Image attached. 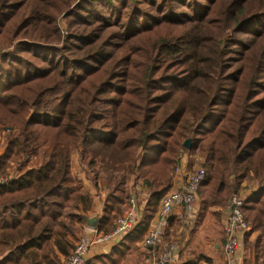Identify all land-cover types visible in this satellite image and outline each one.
I'll use <instances>...</instances> for the list:
<instances>
[{"label": "trees", "instance_id": "trees-1", "mask_svg": "<svg viewBox=\"0 0 264 264\" xmlns=\"http://www.w3.org/2000/svg\"><path fill=\"white\" fill-rule=\"evenodd\" d=\"M0 126V176L17 173L0 184V264L65 263L92 207L73 156L103 184L99 232L122 213L125 181L143 180L133 229L85 262L131 264L187 153L206 173L205 238L220 245L212 209L242 196L256 233L245 264L263 260L264 0H0ZM201 261L213 263L179 264Z\"/></svg>", "mask_w": 264, "mask_h": 264}, {"label": "built area", "instance_id": "built-area-1", "mask_svg": "<svg viewBox=\"0 0 264 264\" xmlns=\"http://www.w3.org/2000/svg\"><path fill=\"white\" fill-rule=\"evenodd\" d=\"M0 128L4 136L10 132L2 126ZM189 158H192V155L183 154L173 166L172 187L160 200L151 225L139 242L141 249L153 253L151 264H173L174 258L170 250L155 252L156 246L163 238L171 215L176 210H180L188 224L195 220L197 192L206 173L203 168L195 172L191 171ZM16 175L14 164H11V169L7 175L0 176V184L8 182ZM123 187L127 194L125 209L116 216L113 229L108 233H102L98 231L97 226L92 227L85 223L64 264H85L87 257L96 248L119 242L133 229L139 219V211L145 205L147 189L142 179H135L134 177H129ZM140 194L145 196L142 201L138 200ZM221 209L224 239L221 263L235 264L236 257L243 250L244 237L251 234V228L243 214L242 196L231 195Z\"/></svg>", "mask_w": 264, "mask_h": 264}, {"label": "crops", "instance_id": "crops-1", "mask_svg": "<svg viewBox=\"0 0 264 264\" xmlns=\"http://www.w3.org/2000/svg\"><path fill=\"white\" fill-rule=\"evenodd\" d=\"M74 161H75V166L77 168H79L78 170H80V167L78 166L77 160L74 158V156H73L72 170H74ZM82 172H83V169H82ZM82 180H83L85 188L88 190V193H89L90 198L92 200V207H91V210L88 212L86 218L96 217L98 219V221H100L102 218V214H103V202L105 200V190H104L103 184H102V182H99L98 183V189H96L92 183L90 184L84 178H82ZM143 199H145V196H143V194H140L138 197V200L142 201ZM146 202H147V195H146V199H145V204H146ZM124 204L122 205V212L125 209ZM144 206L145 205H143L142 210L140 209V211H139V218L141 217V215L143 213ZM221 208L222 207L214 208L212 210L220 211V213H221L222 212ZM205 218L203 219L202 222L205 221ZM211 223H212V221L209 220V222H207V225H206L207 227H204L205 226L204 223H197V219L195 218V220L192 223L188 224L184 220V217L182 215V211L176 210L171 215V217L168 221V225L165 228L163 238H162L161 242L155 248V252L158 253V252H161L164 250H170L172 252V257L174 258L173 264H179L180 262H184V261H187L191 258H194L195 256H197V254L199 255L200 252L206 253L207 256H209L211 259H213V263H211V264H222L221 258H222V248H223V234H221V236H220V239L222 240L220 242V245H218V244L211 245V243H209L210 242L209 239L205 238L206 236L209 237L210 232L209 231L207 232L206 229L208 228V226L211 225ZM83 227H84V224L79 229V231L77 233V237L81 233ZM184 228H185V230H184ZM204 228H206V229L204 230ZM187 234H188V236H187ZM199 234L204 235L203 239L207 243L200 245V247L198 249H196L193 246V243H194L193 241L198 239ZM180 236H181V238H183V240H181V242L178 241ZM247 236H249V240H252L256 236V233H251ZM140 241L135 243V247L137 250V253H136L137 256H136L135 261H132L131 264H151L152 258H153V253L141 249V247L139 246ZM118 243L119 242L106 245L105 247L96 248L87 257L86 260H88L89 258H91L93 256L107 254ZM245 250L246 249L243 247V250L239 253V256L236 257L235 264H245L247 262V260L249 259V256H247L248 258L246 257L245 253L247 250L246 251ZM214 251H218V252L215 253ZM200 263L201 264H209V263L204 262V261H201ZM260 264H264V258H263V260H261Z\"/></svg>", "mask_w": 264, "mask_h": 264}, {"label": "rangeland", "instance_id": "rangeland-1", "mask_svg": "<svg viewBox=\"0 0 264 264\" xmlns=\"http://www.w3.org/2000/svg\"><path fill=\"white\" fill-rule=\"evenodd\" d=\"M4 141H5V136L3 135V133H1V128H0V152H2V150H3V147H4ZM188 154V153H187ZM74 158L76 159V157L74 156ZM189 160H190V163H189V167H190V169H191V171H193V172H195V171H197L198 169H204V167H202L201 166V162H202V160L200 159V157H198V155L197 154H193V156H192V158H189ZM178 161V159L174 162V164H173V166L175 165V163ZM173 166H172V168H171V171L173 170ZM79 168H77L76 166H75V161H74V170H73V172L75 173V174H77L80 178H84L87 182H89L90 184H91V179H90V177H91V175H88V174H86L84 171L82 172L81 170H78ZM109 177V173H107V172H105L104 170H100L99 171V178L97 179V180H99V179H101V180H104V179H106V178H108ZM197 207H196V211H195V218L197 219ZM218 212H220V211H218ZM221 215H222V212H221ZM223 216V215H222ZM209 220H211L212 222H213V220L211 219V218H208V217H206L205 218V221L204 222H201V223H204V227H207L206 225H207V222H209ZM191 225V224H190ZM184 230H185V228H184ZM177 236V235H176ZM187 236H188V234H187ZM203 236L204 235H202V234H199V236H198V239H196V240H194L193 242V246L196 248V249H198L199 247H200V245H203V244H205V243H207L206 241H204V239H203ZM181 240H183V238H181V236H180V238H179V240L178 241H180L181 242ZM243 247H244V245H243ZM246 251V250H245ZM245 255H246V257L247 256H250V252H249V250H247L246 251V253H245ZM248 258V257H247ZM259 264H260V262H259Z\"/></svg>", "mask_w": 264, "mask_h": 264}, {"label": "water", "instance_id": "water-1", "mask_svg": "<svg viewBox=\"0 0 264 264\" xmlns=\"http://www.w3.org/2000/svg\"><path fill=\"white\" fill-rule=\"evenodd\" d=\"M183 146L187 149H189L190 147V140L187 139L184 141ZM85 223L88 226H92V227H96L98 224V219L96 217H92V218H85Z\"/></svg>", "mask_w": 264, "mask_h": 264}]
</instances>
